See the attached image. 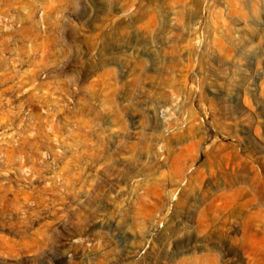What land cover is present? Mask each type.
<instances>
[{
	"label": "rangeland",
	"instance_id": "rangeland-1",
	"mask_svg": "<svg viewBox=\"0 0 264 264\" xmlns=\"http://www.w3.org/2000/svg\"><path fill=\"white\" fill-rule=\"evenodd\" d=\"M0 264H264V0H0Z\"/></svg>",
	"mask_w": 264,
	"mask_h": 264
}]
</instances>
